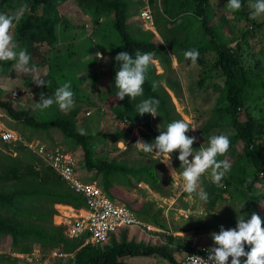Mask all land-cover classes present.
<instances>
[{
	"label": "rangeland",
	"instance_id": "rangeland-1",
	"mask_svg": "<svg viewBox=\"0 0 264 264\" xmlns=\"http://www.w3.org/2000/svg\"><path fill=\"white\" fill-rule=\"evenodd\" d=\"M131 1L145 3V0ZM189 1L153 0L149 9L153 17L157 10L158 12L162 11L164 4L172 6L173 11H186L173 21V26L188 22L184 31L181 32L184 39L183 45L188 49H197L205 46L208 37L204 33L201 22L194 17V14L187 11ZM174 3L176 4L173 5ZM207 3V23L215 39L226 48L236 52V58L241 67L252 74V82L264 81V17L256 20L249 19V0H242V8L234 13L227 10V0H207ZM21 5V1L12 0V6L16 10ZM140 8L137 5L131 8L132 22L129 25V31L135 38L143 37L147 33L137 19V11ZM58 10L67 25L59 24L55 27V42L52 47L37 45L31 54V58L40 62L36 68L39 75L42 76L41 78L48 82L49 86L37 87L31 81L30 75L22 76L15 73L13 68L6 75L3 73L4 62H0V98L9 102L16 110L26 111L34 120L45 121L53 119L56 115L67 113L60 111L55 104L43 111L36 109L35 103L39 102L40 95L52 96L57 87L62 86L65 82H70L75 100L72 110L77 112L75 120L87 134L94 137L96 143L92 150L97 161L104 159L107 156L106 152L110 157L124 160L129 164L139 165L148 159L155 160L151 154L143 153L134 145L138 139H141V129L132 127L129 122L116 116L109 95V88L113 86L114 81L116 64L114 57L119 53L120 47L119 40L113 30V13L100 12L96 14L79 5L77 0H66ZM5 12L9 13L10 10L6 9ZM40 12V8H37L35 15H39ZM29 15L30 13L27 12L22 19ZM153 34L155 35L153 42L160 48L166 49L164 43H160L162 39L157 30ZM14 35L17 41L16 29H14ZM45 50L48 52H44ZM97 52L106 57V61L96 59ZM42 54L43 58H39ZM167 77L174 78L179 82L181 93L179 97H175L166 88L164 80ZM202 79L204 83L202 88H199L197 84ZM224 79L223 72L217 63V54L209 48L199 51L195 65L192 62H182L179 65L173 62L170 72L164 71L156 62L155 72L151 78L154 83L162 84L167 89L181 118L190 126L198 128L196 129L195 142L198 146L202 143L206 145L208 138L212 135L225 134L229 136L232 134L221 121H218V116L214 112L219 104H224L219 102L220 89ZM14 92L18 94L15 100L12 99ZM243 103L245 110L257 124L261 121L264 122V97L261 96L258 88L248 93ZM0 127L17 131L29 143L56 145L70 150L74 154L80 177L99 187L100 177H96L92 171H86L84 168L81 149L69 143L60 131L33 132L9 119L1 110ZM115 132L125 134L130 132V134H127L128 138L124 142H115L111 138L101 136L102 133L113 134ZM262 136L264 138V134L259 138ZM16 148L6 145L0 139L1 153L13 154ZM235 151L241 157L240 147H236ZM20 152L18 150L15 153L19 154ZM218 159L222 160V157H218ZM159 164L162 166L159 170L163 180L162 193L150 190L143 183L133 187L119 186L120 190L136 200L138 205L147 207L145 216L148 219L145 217L141 219L154 225L159 231L155 232L152 237L150 234L136 230L118 232L110 236L105 244L98 247L99 249L111 246L112 243L133 241L146 247L159 248L179 263L185 253H191L193 248L203 249L207 244L210 248L214 247L211 239V233L216 232V227L211 222L214 216L220 217V223L227 230L235 227L236 217H239L240 214L245 215L247 204H251L248 207L255 205L261 213L264 212V206H262L264 205V180L255 184L257 192L252 195L248 194L245 201H234L230 198L227 189L222 187L225 185L226 176L217 186L211 183L210 176L205 174L201 178V187L203 181H208L213 185L214 191L217 194H222L225 198V201L219 202L215 208L207 209V203H201L198 199H194V194L190 196L187 193H178L175 188L176 177L171 179L165 165ZM54 208L56 209L55 206ZM58 208L62 211L66 209L62 206H58ZM206 214L208 215L204 219H198L203 218ZM59 221V218L55 219L56 223ZM83 246L85 245H82L81 248ZM31 247L33 253L45 254L49 252L39 248L36 244ZM16 251L10 248L8 242L3 244L0 247V256H6L10 260L0 259V264H74L76 256L75 253L64 254L63 257L55 259L47 256L40 261L28 263L14 257L15 254H19ZM152 259L155 260L154 263H152ZM123 260H129L130 263L170 264L159 256L127 257Z\"/></svg>",
	"mask_w": 264,
	"mask_h": 264
},
{
	"label": "trees",
	"instance_id": "trees-1",
	"mask_svg": "<svg viewBox=\"0 0 264 264\" xmlns=\"http://www.w3.org/2000/svg\"><path fill=\"white\" fill-rule=\"evenodd\" d=\"M22 5L29 6L30 13L16 25L17 43L26 49L30 55L37 45H46L49 48L55 42L54 30L59 24H66L65 19L59 13V7L66 0H19ZM79 5L94 11L113 13V30L119 40V52L126 51L135 55V51L153 52L155 63L166 72L171 71L174 63H189L191 60L185 59L183 53L191 50L183 45L182 31L185 24L173 26V21L184 10L173 11L172 6L164 4L162 11L154 14V26L160 38L165 42L166 49L160 48L153 42L154 34L148 32L143 37H132L129 25L132 22L131 8L145 3L131 0H77ZM153 0H147L148 6ZM174 3L173 5H175ZM187 11L194 14V17L201 22L204 33L208 37L204 47L197 48L212 49L217 54V63L225 77L223 86L220 89V98L224 104H219L214 112L232 134H229L230 148L223 159L231 163V170L226 174L225 190L229 192L232 200L245 201L248 194L257 192L255 184L264 180V122L257 124L253 117L244 108L246 95L255 89H259L264 97V81L252 82V74L246 71L236 58V52L226 48L215 39L212 30L208 27L206 18L207 0H190ZM40 8V14L35 15L36 9ZM140 8V9H141ZM9 9L11 14L16 11L12 6V0H0V13H6ZM139 9V10H140ZM138 10V11H139ZM137 11V12H138ZM67 25V24H66ZM48 52V51H44ZM45 54V53H44ZM39 58H43L40 55ZM35 62V63H34ZM14 62L3 63V73L8 75ZM40 62L31 58L30 64L37 67ZM155 63L149 66L147 78L143 85L144 94L136 100L125 97L123 101L115 100L116 89L109 88L110 98L113 108L118 118L129 122L132 127L141 129L140 137L145 142H152L160 132L157 126L163 128L174 120H183L177 113L167 89L175 96L179 97L180 85L177 80L167 77L164 80L166 88L162 84L154 83ZM118 65L115 64V72ZM115 76V73H114ZM114 78V77H113ZM204 80L197 84L202 88ZM154 98L159 101L158 114L153 118L150 114L144 116L136 115V106L144 99ZM0 110L11 120L21 126L29 128L33 132H49L58 130L63 137L72 145L79 147L83 154V165L86 171H92L94 175L100 177L99 187L112 200H118L125 204L131 211L138 214L140 218L145 217V206L138 205L137 201L123 193L119 186L133 187L141 183L155 192L162 193L163 180L160 174L162 167L159 162L148 159L139 165L129 164L124 160L107 156L97 161L94 158L92 147L95 139L90 134L81 135V125L75 120L77 112L69 111L67 114L56 115L53 119L36 121L28 115L26 111L16 110L9 102L0 98ZM127 134H130L127 133ZM127 134L115 132L113 134L102 133L101 136L111 138L115 142H124L128 138ZM190 137V130L186 133ZM240 147L242 155L238 156L235 151ZM18 148V149H17ZM14 151L20 150L16 156L0 152V247L8 242L11 249L18 253H30L32 245L36 244L45 251H59L63 254L75 253L74 264H127L123 259L127 257H150L159 256L167 260L170 264H180L167 252L156 248L146 247L131 242L112 243L111 246L99 249L92 245H83L79 240H69L63 235V228L53 223L56 214L55 205L61 204L72 208H81L84 198L72 191L56 174L48 167L38 168V160L28 151L17 147ZM193 148H199L194 143ZM102 150V149H101ZM120 153V152H119ZM178 152L172 154V165L179 172L180 162L176 159ZM244 158V160H241ZM202 188L208 194L207 209L215 208L219 202L225 201L222 194L214 191L213 185L208 181H203ZM245 206V216L250 218L255 213L264 221V212L261 213L255 205ZM212 224L216 227V232L220 231V217L214 216ZM264 226V224H262ZM209 247L198 249L193 248L191 253H203ZM250 250L249 245H245V251ZM0 259L10 260L6 256ZM242 257L241 261L243 264Z\"/></svg>",
	"mask_w": 264,
	"mask_h": 264
},
{
	"label": "clouds",
	"instance_id": "clouds-1",
	"mask_svg": "<svg viewBox=\"0 0 264 264\" xmlns=\"http://www.w3.org/2000/svg\"><path fill=\"white\" fill-rule=\"evenodd\" d=\"M226 8L229 12H237L242 8V0H227ZM249 19L256 20L264 17V0H249ZM29 11L27 4L21 5L16 11L0 13V62H14L13 71L20 75H30L31 81L37 87L49 86L48 82L42 79L38 69L30 64L31 57L26 49L17 43L14 29ZM161 44L165 43L163 40ZM153 52L135 51V55L126 51L119 52L114 60L118 65L114 76V89H116L115 100L123 101L125 97L136 100L143 96V85L147 78L150 65L155 63ZM185 59L191 60L195 65L199 57L196 49H191L183 53ZM98 60H105L100 52L95 54ZM15 95V93H13ZM53 104L59 110L68 113L75 106L74 92L71 90L70 82H65L55 89L52 96L40 95V100L35 103V108L41 111L48 109ZM159 101L154 98L142 100L136 106V115L144 116L150 114L153 118L158 114ZM159 135L152 142H145L138 139L134 144L145 154H151L153 158L165 165L169 170L171 179L176 177L175 188L178 193H187L198 199L201 203L208 202V194L201 187V178L208 174L211 183L219 186L223 178L231 170V163L227 159H218L225 156L230 148V138L228 135H212L208 138L206 145L203 143L199 148H193L196 137H189L186 133L189 130L198 128L190 126L184 120H174L165 127L157 126ZM81 135H86L84 129ZM178 152L176 159L180 162L177 168L172 166V154ZM191 157V159H189ZM264 206V205H262ZM243 207V206H242ZM241 207V208H242ZM208 214L204 215V219ZM264 221L260 216L253 213L250 218L245 215L236 217L234 228L227 230L221 226L218 233H211L214 247L207 249V259L199 255L187 256V264H264ZM183 226V225H182ZM180 232V231H179ZM182 236L184 234L180 232ZM245 245L250 246V250L245 251Z\"/></svg>",
	"mask_w": 264,
	"mask_h": 264
},
{
	"label": "built area",
	"instance_id": "built-area-1",
	"mask_svg": "<svg viewBox=\"0 0 264 264\" xmlns=\"http://www.w3.org/2000/svg\"><path fill=\"white\" fill-rule=\"evenodd\" d=\"M137 19L141 22L145 31L155 33L152 12L149 9L147 0L145 6L138 11ZM13 100L18 94L14 92ZM139 128V127H137ZM196 137V130H190V137ZM0 139L8 146L21 147L28 151L38 160V168L45 166L52 170L67 186L75 193L84 198V205L81 208H66L61 214L59 223L54 225L63 228V235L69 240H79L83 245L102 246L110 236L115 233L127 230H136L150 237L159 230L154 225L143 221L138 214L131 211L125 204L110 199L107 194L97 185L84 181L76 166L74 154L65 148L44 143L33 144L26 142L17 131L0 127ZM16 156L14 152L12 154ZM225 188V186H222ZM59 215L58 212L54 215ZM59 251L48 253H19L14 257L25 262L40 261L47 256L55 259L63 257ZM187 255H199L207 259V251L203 253H188ZM187 256L180 261V264H187ZM229 258V264H230Z\"/></svg>",
	"mask_w": 264,
	"mask_h": 264
},
{
	"label": "crops",
	"instance_id": "crops-1",
	"mask_svg": "<svg viewBox=\"0 0 264 264\" xmlns=\"http://www.w3.org/2000/svg\"><path fill=\"white\" fill-rule=\"evenodd\" d=\"M155 31H156V28H155ZM58 206H62V207H64V208H70L69 206H65V205H61V204H57V205H55V207H56V212H58V214L59 215H56L55 217H54V222H55V219L56 218H61V214L63 213L62 212V210H60L59 208H58ZM58 208V209H57ZM121 232H125V231H121ZM156 256V255H155ZM158 257V256H157ZM131 258H135V257H131ZM138 258H145V257H138ZM154 259H152V263H154L155 262V260L153 261ZM126 263H130V261L129 260H124ZM158 262V261H157ZM130 264H143L142 262H132V263H130Z\"/></svg>",
	"mask_w": 264,
	"mask_h": 264
}]
</instances>
